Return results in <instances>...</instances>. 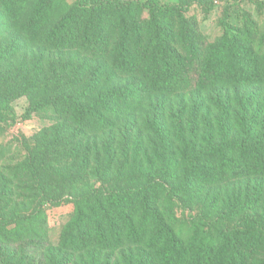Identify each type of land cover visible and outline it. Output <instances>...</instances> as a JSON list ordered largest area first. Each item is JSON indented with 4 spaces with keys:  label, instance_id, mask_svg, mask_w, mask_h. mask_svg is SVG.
Returning <instances> with one entry per match:
<instances>
[{
    "label": "trees",
    "instance_id": "16d2710c",
    "mask_svg": "<svg viewBox=\"0 0 264 264\" xmlns=\"http://www.w3.org/2000/svg\"><path fill=\"white\" fill-rule=\"evenodd\" d=\"M213 2L0 0V136L26 95L65 140L4 184L0 264H34L63 202L46 264H264V26L211 42L189 9Z\"/></svg>",
    "mask_w": 264,
    "mask_h": 264
},
{
    "label": "rangeland",
    "instance_id": "374dc122",
    "mask_svg": "<svg viewBox=\"0 0 264 264\" xmlns=\"http://www.w3.org/2000/svg\"><path fill=\"white\" fill-rule=\"evenodd\" d=\"M68 1L74 2L76 0ZM257 3H264V0H214L213 8L209 13H206L201 5L194 3L190 6L189 14L196 17L200 31L209 41L213 42L224 34L225 21H230L231 24L236 26H242L245 23L246 16H249L259 26H264V10L258 9ZM1 30L3 31V28ZM29 107L30 100L28 96H19L10 103L8 124L2 125L4 130L0 136V175L5 178L2 182V188H0L1 194L4 191L7 192V188H9L4 184L12 185L11 187L14 186L15 188L23 186L24 180L18 178L17 175L18 171L23 169V163L29 157V146L36 147L47 143V148L52 152L50 158H54L55 155H63L64 152L65 140L62 139L61 142L53 145L52 134L51 137L47 139L42 137L37 142V138L44 134L45 129L54 126V121L49 117L50 114L45 115L43 113H33L30 118L25 119L24 116ZM72 211V204L65 202L59 208L49 210L50 242L48 244L34 242L21 245L25 255L33 260L32 263H47L49 249L60 241L63 227L69 221ZM176 213L179 217L190 218L191 215H197L198 212L196 209H185L180 205L176 208Z\"/></svg>",
    "mask_w": 264,
    "mask_h": 264
}]
</instances>
